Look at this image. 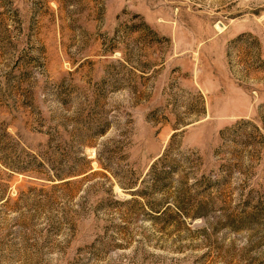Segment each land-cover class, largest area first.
<instances>
[{"label": "rangeland", "instance_id": "obj_1", "mask_svg": "<svg viewBox=\"0 0 264 264\" xmlns=\"http://www.w3.org/2000/svg\"><path fill=\"white\" fill-rule=\"evenodd\" d=\"M0 264H264V0H0Z\"/></svg>", "mask_w": 264, "mask_h": 264}]
</instances>
